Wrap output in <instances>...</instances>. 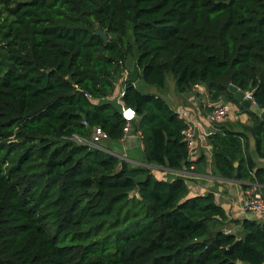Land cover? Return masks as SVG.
<instances>
[{"label":"trees","instance_id":"obj_1","mask_svg":"<svg viewBox=\"0 0 264 264\" xmlns=\"http://www.w3.org/2000/svg\"><path fill=\"white\" fill-rule=\"evenodd\" d=\"M166 74L175 92L200 84L248 115L242 130L215 122L205 140L219 176L264 190L245 134L263 157L264 120L228 90L264 108V0H0V264H262L264 215L224 232L211 191L187 196L182 176L70 139L94 126L119 139L123 104L144 163L189 166L182 119L134 84L163 89Z\"/></svg>","mask_w":264,"mask_h":264},{"label":"crops","instance_id":"obj_2","mask_svg":"<svg viewBox=\"0 0 264 264\" xmlns=\"http://www.w3.org/2000/svg\"><path fill=\"white\" fill-rule=\"evenodd\" d=\"M134 84L136 85V80L134 81ZM194 88H197L200 93L186 92L187 90H185L179 92L177 95H174V93L173 95L171 94L169 100H166V98L163 97L174 109H183L186 111L188 119L195 124V143L193 147L188 150V159L193 160V162L189 166L181 167L179 169H171L162 165L144 163L141 155V141L139 136L136 135L135 131L132 129H130V132L122 138L109 141L104 139L102 144H104L108 153L117 156L119 159L130 165L134 166L140 164L149 167L151 173L156 178L169 180L175 176L184 177L187 187V196L211 191L214 202L223 208L226 214V220L229 219L224 225H232V227H235L238 230V224L232 220L254 216L257 219H261V217L244 212L240 208L243 190L240 180L236 178L221 177L214 171L211 162V148L206 142L205 136L207 133L216 129L215 124L210 122L208 118V112L211 109L212 104L215 102L221 101L228 103V112L224 118L219 121L220 124H223L228 128L242 130L241 126L249 123L248 115L237 109L236 105L230 101H224L221 98L217 101L209 100L201 85H194L191 87V89ZM120 92L121 89L119 94ZM245 134L247 138V150L251 155L255 166L264 167V156L258 157L252 146L250 134L248 132H245ZM262 192L264 193V190H262ZM237 233H239V230Z\"/></svg>","mask_w":264,"mask_h":264},{"label":"built area","instance_id":"obj_3","mask_svg":"<svg viewBox=\"0 0 264 264\" xmlns=\"http://www.w3.org/2000/svg\"><path fill=\"white\" fill-rule=\"evenodd\" d=\"M200 85V84H194ZM121 93V92H120ZM247 93V91H246ZM228 103L226 102H215L212 104L211 109L208 112L209 121L212 123L221 121L228 112ZM120 115L124 119V124L122 126V135H127L131 129V122L135 118L134 109L130 106L120 104L119 106ZM177 117L182 119L184 125L180 129L181 140L185 142L188 150H190L195 143V124L188 119L186 111L183 109H175ZM136 135L140 137L139 130L135 131ZM70 139L88 145L89 147H94L101 151H106L102 141L106 139L105 132L98 126L92 128L91 133L87 137H82L77 134H72ZM140 165V164H139ZM240 208L244 212L251 213L252 215H257L258 217H263L264 215V193L260 189V185L256 182H248L247 186L242 190V198L240 202ZM255 217V216H254ZM224 232H231V228H224ZM262 264H264V259Z\"/></svg>","mask_w":264,"mask_h":264},{"label":"rangeland","instance_id":"obj_4","mask_svg":"<svg viewBox=\"0 0 264 264\" xmlns=\"http://www.w3.org/2000/svg\"><path fill=\"white\" fill-rule=\"evenodd\" d=\"M128 60H127L128 61L127 65L130 67L133 60L131 58L128 59ZM125 74H126V71L125 70H121V74L115 80V89H114V91L108 97H106L108 100L117 99V97L119 96V91L121 89V82H122V79L124 78ZM165 83H166L165 84V88L160 90V89L155 88L154 86H151V85H148V84H144L140 79L139 80L136 79V86L142 92L156 93L158 95L161 94L162 97L166 98V100L167 99L169 100V96L171 94L173 95V93H174V95H177L178 93L174 91V82H173V78H172V76L170 74H166L165 75ZM186 92H197V93H200V91L197 90V88H194V89L190 88L189 90L187 89ZM133 121L131 122V126L133 124ZM225 227L226 228H231V230L234 233H237V231L239 230V229L237 230L235 227H232V225H226Z\"/></svg>","mask_w":264,"mask_h":264},{"label":"water","instance_id":"obj_5","mask_svg":"<svg viewBox=\"0 0 264 264\" xmlns=\"http://www.w3.org/2000/svg\"><path fill=\"white\" fill-rule=\"evenodd\" d=\"M93 34L99 36L102 40L107 38L106 33L99 26L94 27ZM228 90L232 93V98L236 103L243 108L251 109L260 119L264 120V108L254 104L249 92L246 93V91L240 90L232 84L228 85Z\"/></svg>","mask_w":264,"mask_h":264}]
</instances>
